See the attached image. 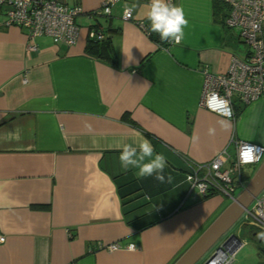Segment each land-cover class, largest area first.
<instances>
[{
    "label": "crops",
    "instance_id": "obj_1",
    "mask_svg": "<svg viewBox=\"0 0 264 264\" xmlns=\"http://www.w3.org/2000/svg\"><path fill=\"white\" fill-rule=\"evenodd\" d=\"M65 2L82 9L73 46L0 25V264H173L231 201L191 189L180 156L203 164L225 151L227 168L239 142L264 146V97L234 99L228 129L200 106L205 73L225 74L248 47L217 0H173L188 20L179 44L151 38L150 0L108 15L95 13L103 0ZM92 28L112 54L87 52ZM141 138L165 156L164 183L122 168L118 146Z\"/></svg>",
    "mask_w": 264,
    "mask_h": 264
},
{
    "label": "built area",
    "instance_id": "obj_2",
    "mask_svg": "<svg viewBox=\"0 0 264 264\" xmlns=\"http://www.w3.org/2000/svg\"><path fill=\"white\" fill-rule=\"evenodd\" d=\"M65 1L0 0V6L5 9V19L0 22V25L26 29L31 37L45 36L53 43L73 46L78 41L80 34V28L75 20L81 14L82 9L79 7L70 8ZM120 1L122 0H103L100 9L95 13L108 15L111 8ZM219 1L228 8L226 25L238 29L240 39L248 47V54L245 60L233 57L225 74L205 73L200 106L206 111L216 113L207 107L206 101L213 92L218 93L219 96L229 101L232 113L230 119H234V99L242 105H248L264 97V0ZM168 2L173 4V0H168ZM132 17L133 9L126 7L123 10V20L131 21ZM103 38L102 30L90 29V40L101 41ZM244 145L255 146L257 158L251 163L241 161L240 151ZM222 154H226V152L218 153L210 163L203 164L193 163L185 155L180 157L189 168L186 179L190 183L191 189H196L202 197L216 191L233 201L239 195L237 193L246 186L243 168L264 162V146L239 142L236 148V158L227 168H222L220 159ZM241 218L245 227L264 234V190L244 209ZM0 242H4L3 237H0ZM243 245L244 243L235 235L225 247L220 244L209 256L206 264H212L214 260L217 261V264H232ZM117 248V244L107 247L110 251Z\"/></svg>",
    "mask_w": 264,
    "mask_h": 264
},
{
    "label": "clouds",
    "instance_id": "obj_3",
    "mask_svg": "<svg viewBox=\"0 0 264 264\" xmlns=\"http://www.w3.org/2000/svg\"><path fill=\"white\" fill-rule=\"evenodd\" d=\"M147 19L150 21L151 31L158 33L162 41L179 44L183 40L184 29L188 25V20L185 18L181 6L173 5L168 0H150ZM206 103L211 111L228 118L220 119L217 123L222 128H230L229 121L232 113L229 101L213 92L207 98ZM208 132L209 135H214L215 128H209ZM193 139L197 140L198 137H193ZM118 147L120 151L119 160L125 171L135 168L138 169L137 178L154 176L157 181L165 182L166 158L162 153L155 152L152 143L148 139L141 138L138 142L121 143ZM255 152V146L244 145L240 151L241 161L243 163L253 162L257 158ZM172 179L171 175L167 176L168 183H171ZM129 247L131 250L135 248V245L132 244ZM212 264H217V261L214 260Z\"/></svg>",
    "mask_w": 264,
    "mask_h": 264
},
{
    "label": "water",
    "instance_id": "obj_4",
    "mask_svg": "<svg viewBox=\"0 0 264 264\" xmlns=\"http://www.w3.org/2000/svg\"><path fill=\"white\" fill-rule=\"evenodd\" d=\"M262 190H264V163L260 165L239 195L173 264H196L241 217L244 209ZM233 237H235L234 234L229 235L221 246L225 247ZM209 258L203 264H206Z\"/></svg>",
    "mask_w": 264,
    "mask_h": 264
},
{
    "label": "rangeland",
    "instance_id": "obj_5",
    "mask_svg": "<svg viewBox=\"0 0 264 264\" xmlns=\"http://www.w3.org/2000/svg\"><path fill=\"white\" fill-rule=\"evenodd\" d=\"M262 163L264 162H261L260 164H256L253 166L251 173H248L247 178L245 179L246 184L250 181V179L256 173V171L258 170V168ZM239 192L237 194H239ZM230 203L231 201L226 199L223 209L226 206H228ZM232 234L236 235L238 239L242 243H244L243 247L239 250V252L235 256L234 259L235 263L233 262L232 264H260L259 256L264 258V242L262 241L259 242V240L264 239V234L260 232H256V235L252 236L249 229L243 225L241 217L230 227V229L221 237V239L196 264H202V262L204 263L205 260L212 254V252L220 244H222L229 235Z\"/></svg>",
    "mask_w": 264,
    "mask_h": 264
},
{
    "label": "trees",
    "instance_id": "obj_6",
    "mask_svg": "<svg viewBox=\"0 0 264 264\" xmlns=\"http://www.w3.org/2000/svg\"><path fill=\"white\" fill-rule=\"evenodd\" d=\"M217 2H218L217 4H219L221 1L217 0ZM149 29H150V32H151V38L153 40L157 41V43H164V41H162L160 39V36H159L158 33L152 32L151 31V27H149ZM87 52L89 54H91V55H97V56L101 57L105 53L112 54L113 53V49H112V46L110 45V40L105 37V33H104V38L101 41H95V40H89L88 41ZM249 231L251 233H256V231L251 229V228H249Z\"/></svg>",
    "mask_w": 264,
    "mask_h": 264
}]
</instances>
